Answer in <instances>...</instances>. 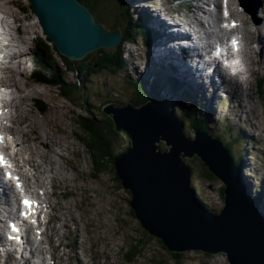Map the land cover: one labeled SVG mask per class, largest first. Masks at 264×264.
<instances>
[{"label": "rangeland", "instance_id": "1", "mask_svg": "<svg viewBox=\"0 0 264 264\" xmlns=\"http://www.w3.org/2000/svg\"><path fill=\"white\" fill-rule=\"evenodd\" d=\"M142 1L97 0V3H94L93 9L98 16L97 18L104 21L108 27L113 28L115 25H119L123 26V34L129 36L131 32L133 33V39H135L137 45L131 46L129 42H123L119 46V49H124L127 53L122 54V59L130 53L127 47L141 48L140 39H143V34L148 31L149 23L136 17L137 13H140ZM6 2H8L7 7L19 17L21 30L24 28V32L20 33V36L23 37L25 34L28 41L27 47L31 46L33 48L36 42L35 36L43 39L45 35L38 24L29 2L27 0H0V4L2 5H5ZM258 15L262 16V13L258 11ZM152 37L154 39L156 35L154 34ZM37 40L39 43V39ZM19 48L23 49L21 46ZM105 50L110 53L109 55L107 54L109 58H112L116 53V48ZM28 55L26 54L27 57ZM91 55L93 57L89 59H94L99 53L95 51ZM253 57L257 60L259 54L255 53ZM145 59V53L140 52L138 61L142 65L136 68V70L130 69L133 72L132 74H129L126 70L116 72L117 70L108 69L116 72L111 73L104 68L99 69L96 71L97 73L89 75L84 86L82 84L79 86L80 90L77 89L78 77L71 69V72L66 74L63 73L65 71L62 69L61 73L64 77L66 75V82L63 79V83L60 84L61 90L57 86L34 83L29 78V70L33 68L25 65L23 62L18 69L12 67L16 70L12 76L6 69L2 72V75L11 76L12 79L15 78L19 83L23 90L19 91V95L17 96L20 100H25L26 94L28 97L38 100L39 108L42 111L40 112L36 107H30L26 112L24 108L21 117L25 126L30 122V130L33 131L35 139H38L41 143L42 135L49 138H43L42 141L44 146L51 147L53 151L51 155L53 153L59 155V152H68L73 156L71 157L73 162L66 163L65 160H60L57 187L60 186V180L65 178L70 188L68 190L74 195V202L73 195L64 193H61L62 196L60 195V191H63L65 188L60 191L55 190L59 195L55 199V206L59 207L60 201L61 204L65 205L64 210L60 207V213L68 217L67 219L70 218V223L66 221L65 224L67 226L62 221L56 223L57 231L55 233H52L51 228H48V226L45 230V235L51 236V240L47 237L49 252L59 264H66L71 261V258L76 259L78 257L82 258L87 264H92L95 258L94 264H109L106 261L110 260H113L115 264H159L158 261L161 260L162 263L160 264H229L224 254L219 253V251L208 252L204 249L182 251L180 258H175L172 255L173 252L167 250L159 238L149 234L141 226L131 207V195L128 190L121 187L120 181L118 182L119 179L115 178L113 168L111 169L112 164L105 162L102 167L94 165L90 154L81 142V140L85 139V135L78 126V120L81 116L93 115L97 117L99 122L95 118L92 122L100 125L101 131L108 136L113 150L119 145L122 148L128 145L129 140L126 133L116 131L112 122V125L108 126V119L105 116L110 115L103 113L100 107L109 100L115 104L123 105L133 99V86L137 81V76H142L144 70L147 69L144 68ZM140 68H143L142 72L139 71ZM262 70L263 73L261 72ZM79 76L81 79L82 75ZM253 76L264 78V65L257 69V72ZM253 76L248 79L247 90L242 92L244 99L241 100L240 105L230 104L231 107L237 106L238 113L228 115L230 121H227L223 117L225 116L223 114L225 106L218 105V111L223 116H218L217 114L216 120H211L210 118L211 121H209L210 133L213 136L220 137L225 143L228 142L230 136H235L237 132L244 133L243 139L236 141L234 151L239 153L243 149L246 150V154H249L243 158V163L246 165L250 176L252 175L251 179H255V176L257 177L261 174V171L256 170V168L261 167L264 161L259 156L260 154H264V88L261 94L260 90H257V80ZM187 82L193 89H205L210 85L204 82L198 83L190 78ZM216 84L218 85V83ZM173 85H179V81H174ZM64 87L66 89L62 90ZM143 90L148 93V97H151L148 87H145ZM226 91H228V88L224 84L222 88L215 89L214 94L226 96ZM22 93L23 96L20 95ZM204 93L208 96L212 94V92L208 93L206 90ZM142 94L144 96L143 91ZM143 96L139 98L141 99ZM116 99L119 101L117 102ZM169 102L173 103V99H169ZM19 126L20 124L18 128ZM228 127H232V129L229 130L228 134H225L223 131ZM193 128L194 126L190 120L184 123L183 130L187 137L194 138ZM25 130L22 127L21 131L24 132ZM24 134L28 136L25 132ZM180 135L179 141H183L184 137L182 134ZM51 138L52 140H50ZM164 142V140H159L158 149L166 150L170 147V145L167 146ZM58 145L59 149L55 150L58 148ZM30 152H33V149H30ZM51 155L48 154L49 157L45 158L46 168L50 166L52 168L56 167V164L51 162L56 155L54 157ZM233 156L235 159L239 158V155L233 154ZM184 160L195 169L194 174H192V183L205 198V202L209 204L211 210L218 213L223 207L222 182L214 176L213 179L205 177L201 171L203 163L198 157H185ZM72 166L76 167L77 170H81L80 176L77 172L73 175ZM67 168L71 172L66 175L64 170ZM243 177L248 181L246 176ZM251 187L248 186V191H251ZM262 197L264 201V195ZM49 198L51 200L52 196ZM53 199L51 200L52 205L54 204ZM92 204L94 207H92ZM262 204L264 205V203ZM95 209H99L100 213H96ZM57 213L58 211L56 210L54 214L57 215ZM72 221L77 224L75 228L78 229V232L73 231L68 235L66 231L70 228L74 229ZM74 234H76V241L71 240ZM139 241L142 242L141 247L136 246V242ZM192 244L196 243L193 242ZM90 247L94 248L99 256L95 254L96 252L92 253L89 249ZM128 249L131 250L130 252L135 254L138 252L139 254L130 263H126V259L131 257L129 252L126 253ZM88 250L92 255L95 254L94 257L88 255ZM97 256L102 261L98 260Z\"/></svg>", "mask_w": 264, "mask_h": 264}, {"label": "water", "instance_id": "2", "mask_svg": "<svg viewBox=\"0 0 264 264\" xmlns=\"http://www.w3.org/2000/svg\"><path fill=\"white\" fill-rule=\"evenodd\" d=\"M28 2L41 30L70 60L120 41L119 29L108 30L96 22L79 0ZM102 109L111 115L114 128L128 137V145L111 155L113 170L149 234L169 251H219L230 264H264V216L240 187L233 156L218 137L197 128L194 138L187 137L181 119L155 99L138 107L108 104ZM160 139L170 147L158 149ZM194 156L222 182L223 207L218 213L210 212L191 186L192 169L184 158Z\"/></svg>", "mask_w": 264, "mask_h": 264}, {"label": "trees", "instance_id": "3", "mask_svg": "<svg viewBox=\"0 0 264 264\" xmlns=\"http://www.w3.org/2000/svg\"><path fill=\"white\" fill-rule=\"evenodd\" d=\"M80 1L85 3L88 6V8H90L91 10H93L94 3L95 2L97 3V0H80ZM124 7H126V6H124ZM138 25H140V24H138ZM130 34L131 35H129V36L123 34L122 40H124V39L125 40H132L133 39V33L131 32ZM148 38H150L149 33L143 34V40L148 39ZM50 44H51V42L47 37L42 39L40 44H39L40 45L39 46L40 51H42V53H43V50L45 52L46 51L50 52V50L51 51L54 50L55 55H56L55 47L52 44L51 45ZM98 53H99V55L95 56L94 59H89L90 57H93V55H88L87 57H85L81 61H70L67 58H65L64 56L59 55L58 52H57V55L63 60V63H64L65 68L67 70L79 71V72H81V74L83 73L82 83H84L87 71H97V70L102 69V68L114 70V64L117 65L118 67L122 66L123 62H122V57H121L120 52H118V53L116 52L112 58L107 57L110 54L108 52L98 51ZM43 60H45V58H43ZM86 60H88V62H86ZM48 63H49L48 67H49V70L51 73V78H47V77L42 76L43 82L60 85L61 83H63V77L64 76L61 73L60 74L58 73V70L54 64H52L51 62H48ZM138 103L141 104L140 102H138ZM196 110L197 109L194 105H192L191 107H184V109L182 110L183 115L181 116V118L184 121L190 120V122L194 126L193 129L198 128L200 130L207 131L210 133L211 132L210 126H209L210 123H208V121L200 115L201 112L198 115H195ZM94 118L99 122V120L93 115L81 116V118L78 120V126H79L80 130L85 135V139L81 140V142L83 143L86 150L90 154L92 163L96 166L102 167V165L105 162H109V163L113 162L112 157H111L113 148L110 145L108 136L101 131L100 125L98 123L92 122L95 120ZM107 125L108 126L112 125L111 121L109 122V119L107 121ZM231 129H232V127H228L226 129H224L223 132L225 134H228L229 130H231ZM236 135L229 137V140L226 143V146L232 152V155L233 154L239 155L238 156L239 158L235 159L234 156H233V158L235 160V164L237 166V169L241 170L242 164H244L243 158L249 154H246V150H243V149L239 153H236L234 151V146H235L236 141H238L239 139H243V137H244L243 134L239 133V132H237ZM190 167L192 169V166H190ZM111 169H112V166H111ZM201 171L205 175V177H207L208 179L214 178L213 175L207 170V168L203 164H202V170ZM222 188L223 187L221 186V193H222ZM198 195L200 196V200L203 203H206L205 198L199 192H198ZM258 200H259V198H258ZM258 200H257V202H258ZM207 204L205 207L209 208V206ZM139 244H140V242H139ZM136 246L141 247L142 245L136 244ZM135 255H137V254H135ZM172 255L175 258H180V252L174 251L172 253ZM158 263H162V260L158 261Z\"/></svg>", "mask_w": 264, "mask_h": 264}, {"label": "bare ground", "instance_id": "4", "mask_svg": "<svg viewBox=\"0 0 264 264\" xmlns=\"http://www.w3.org/2000/svg\"><path fill=\"white\" fill-rule=\"evenodd\" d=\"M206 1H212V0H206ZM21 5V4H20ZM2 7V6H1ZM126 8V7H125ZM262 11H264V8H262ZM7 12H8V10H7ZM237 13H238V15L242 18V20H243V22H244V26H246L247 24H248V22H247V19L245 18V16H244V14H243V12L242 11H240V12H238L237 11ZM22 32H23V29H22ZM12 41H13V38H12ZM17 42H19V43H22L23 42V49H25L24 50V53L26 54L27 52H29V51H31V47H26V45H27V42L25 41V40H22V39H19V40H16ZM51 45V44H50ZM36 50H37V48H36ZM34 51H35V49H34ZM38 51V53H37V55H36V57H35V65L33 66V62H32V60H31V58L30 57H26L25 58V60H24V64L25 65H27V66H29V67H31L32 68V66H33V68L34 69H36V72L35 73H33V74H36V77L35 78H31V77H29L30 78V80H32L34 83H36V84H38V85H42L43 83V80H42V75H41V66L39 65V63L37 62V59L39 58L41 61L43 60V58H44V53H42V51H40V49L39 50H37ZM36 51V52H37ZM43 52H44V50H43ZM15 66L16 67H19L20 66V61H17L16 62V64H15ZM124 66H125V64L123 65V69H124ZM142 69L143 68H140V70L139 71H141L142 72ZM10 71L12 72V73H14L16 70H14V69H10ZM140 72V73H141ZM152 72V69L151 68H147L146 69V76L148 77L147 79H148V84H151L152 83V80H151V78L148 76V74H150ZM44 73L45 74H49V72L47 71V70H44ZM32 74V75H33ZM154 77V76H153ZM207 86V85H206ZM153 89V86H152V88H151V90ZM26 97H27V94H26ZM87 99H88V101H89V98L87 97ZM20 100V98H18L17 96L14 98V99H12V102L13 101H19ZM116 101L118 102L119 100L118 99H116ZM9 109H10V107L8 106L7 107V109L5 110V115H7V117H8V125H10V123H11V120L12 119H10L9 118V116H8V112H9ZM4 128H5V126H4ZM237 136V135H236ZM117 151V149H115V150H112V154L114 153V152H116ZM111 154V155H112ZM4 160L7 162L6 164H4V165H6L7 167H8V169L10 170V171H12V168H11V166H10V163H9V161L6 159V158H4ZM71 162V161H70ZM110 164H112V166H113V162L111 163L110 162ZM254 166H256V165H254ZM244 164H242V167H241V170H239V169H237V173H236V176H237V178H238V182H239V185H240V187L242 188V189H244L245 191H247V189H248V186H251V185H253L254 184V181L256 182V185L254 186L255 188H257V189H260V182H261V180H262V178H263V180H264V165H263V167L261 168V167H259V168H256V170H260L261 171V174L260 175H258L257 177L255 176L254 178L255 179H253V180H249L248 181V183H247V181L244 179V177H243V175H241V174H243V173H246L248 170H245L244 168ZM71 170L73 171V172H77V170L75 169V167L74 166H72V168H71ZM78 174H79V176H80V174H81V172H80V170L77 172ZM88 175V174H87ZM252 176V175H251ZM65 179V178H64ZM82 179V178H81ZM82 180H84V179H82ZM118 180V179H117ZM63 182V184L65 185V187H66V193H69L70 191L68 190V188H67V184H66V182L63 180L62 181ZM118 182H119V180H118ZM76 187H77V185H76ZM72 193V192H71ZM62 196V195H61ZM50 197V195L48 194V197L47 198H49ZM50 199V198H49ZM51 201V200H50ZM92 201L95 203V201L92 199ZM60 203H61V201H60ZM262 203H264V201H263V197H262V195L259 197V200H258V209L261 211V212H263V214H264V210H263V208H264V205L262 204ZM52 205V204H51ZM92 207H94V205L92 204ZM97 208V207H96ZM210 212H212V210H211V208L209 207V208H207ZM59 211L58 210V208L57 209H55L54 210V212L55 211ZM95 211H96V213H100V211H99V209L98 210H96L95 209ZM66 216L64 215V218H65ZM53 218L54 219H60L61 218V215H59L58 213H57V215H53ZM51 224H53V223H51ZM53 226V225H52ZM75 231L76 232H78V229L77 228H75ZM0 250H1V248H0ZM79 262L81 263V264H84L85 262H84V260L82 259V258H79Z\"/></svg>", "mask_w": 264, "mask_h": 264}, {"label": "snow or ice", "instance_id": "5", "mask_svg": "<svg viewBox=\"0 0 264 264\" xmlns=\"http://www.w3.org/2000/svg\"><path fill=\"white\" fill-rule=\"evenodd\" d=\"M225 15H227V13H225ZM233 26H235L234 22H233ZM236 41L233 40V45L235 46ZM0 141H2V137H0ZM0 163H4L6 164L7 162L4 160V157L2 155H0ZM6 176H8L10 179H12L11 174L10 173H5ZM18 179V178H16ZM20 185L17 184V187H19ZM22 203L27 206V207H31L35 202L34 201H29L27 199L23 200ZM29 213H22V215H28ZM10 227L12 228V231L15 232L17 231L16 227L14 225H10ZM9 239H18V237H9Z\"/></svg>", "mask_w": 264, "mask_h": 264}]
</instances>
